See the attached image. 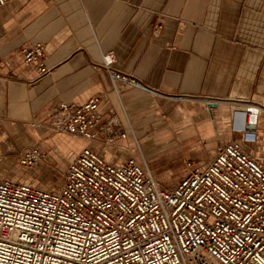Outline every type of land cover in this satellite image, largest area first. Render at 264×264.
Listing matches in <instances>:
<instances>
[{
  "label": "crops",
  "instance_id": "crops-1",
  "mask_svg": "<svg viewBox=\"0 0 264 264\" xmlns=\"http://www.w3.org/2000/svg\"><path fill=\"white\" fill-rule=\"evenodd\" d=\"M36 44L45 49L44 76L23 63V49ZM108 52L120 73L158 95L123 85L119 96L111 93L100 68ZM96 95L106 98L91 142L54 131L60 103ZM244 101L264 105V0H17L0 7V180L15 179L19 155L34 146L45 156L23 180L44 186L60 183L85 146L111 161L133 156L154 174L150 165H174L179 175L163 179L171 186L188 163L205 167L234 141L264 161V114L253 142L231 131L232 104ZM110 119L113 132H131L108 135L101 128Z\"/></svg>",
  "mask_w": 264,
  "mask_h": 264
},
{
  "label": "built area",
  "instance_id": "built-area-1",
  "mask_svg": "<svg viewBox=\"0 0 264 264\" xmlns=\"http://www.w3.org/2000/svg\"><path fill=\"white\" fill-rule=\"evenodd\" d=\"M17 0H0L4 7ZM23 63L48 74L45 49H23ZM115 55H102L111 93L118 85L149 89L115 68ZM127 93V92H126ZM105 95L81 105L60 103L50 125L58 134L88 143L101 123ZM231 131L253 142L264 105L232 104ZM110 119L101 130L113 132ZM41 146L23 151L17 171L37 168ZM176 184L162 187L135 157L114 161L83 147L61 175L56 190L23 180H0V264H264V161L240 142L219 146L205 167L191 168Z\"/></svg>",
  "mask_w": 264,
  "mask_h": 264
},
{
  "label": "rangeland",
  "instance_id": "rangeland-1",
  "mask_svg": "<svg viewBox=\"0 0 264 264\" xmlns=\"http://www.w3.org/2000/svg\"><path fill=\"white\" fill-rule=\"evenodd\" d=\"M150 167L151 168H154V170H155V174L153 173V171L152 170H150L152 173H153V175H154V177L156 178V180L157 181H160L161 182V186L162 187H170L171 185H167L166 184V182H164V181H166V180H163L164 179V177H165V174H167V175H169V176H174V174H177V175H179V172H178V170L176 171V167L174 166V165H150ZM37 168H35V169H33V170H31V171H27V172H19V171H17V174L19 175V176H21V177H25V175H33L32 173L36 170ZM177 172V173H176ZM63 173V172H62ZM62 173H61V175H62ZM60 178H61V176H60ZM28 181V182H31V183H33V184H35V185H37L38 187H40V188H42V189H46V190H56L58 187H59V185H60V183H57V184H53L52 186L51 185H49V186H44V185H41L40 183L42 182L40 179H39V181L37 182V180H36V177H33V178H31L30 179V177L28 178L27 177V179H25V181Z\"/></svg>",
  "mask_w": 264,
  "mask_h": 264
},
{
  "label": "water",
  "instance_id": "water-1",
  "mask_svg": "<svg viewBox=\"0 0 264 264\" xmlns=\"http://www.w3.org/2000/svg\"><path fill=\"white\" fill-rule=\"evenodd\" d=\"M208 107H209V108H214V107H215V105H209Z\"/></svg>",
  "mask_w": 264,
  "mask_h": 264
}]
</instances>
